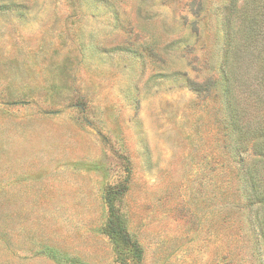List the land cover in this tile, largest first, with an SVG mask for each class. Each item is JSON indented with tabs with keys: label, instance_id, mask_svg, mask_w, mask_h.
I'll list each match as a JSON object with an SVG mask.
<instances>
[{
	"label": "rangeland",
	"instance_id": "1",
	"mask_svg": "<svg viewBox=\"0 0 264 264\" xmlns=\"http://www.w3.org/2000/svg\"><path fill=\"white\" fill-rule=\"evenodd\" d=\"M109 197L128 264H264V0H0V264H125Z\"/></svg>",
	"mask_w": 264,
	"mask_h": 264
},
{
	"label": "trees",
	"instance_id": "2",
	"mask_svg": "<svg viewBox=\"0 0 264 264\" xmlns=\"http://www.w3.org/2000/svg\"><path fill=\"white\" fill-rule=\"evenodd\" d=\"M108 202L111 216L107 232L110 239L113 241L118 254L125 264L130 262L140 263L142 259V250L140 246L129 237L110 197L108 198Z\"/></svg>",
	"mask_w": 264,
	"mask_h": 264
}]
</instances>
